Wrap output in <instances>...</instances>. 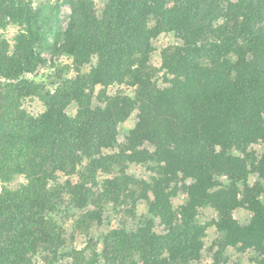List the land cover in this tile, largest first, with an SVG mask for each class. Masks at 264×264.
Segmentation results:
<instances>
[{
    "label": "trees",
    "instance_id": "1",
    "mask_svg": "<svg viewBox=\"0 0 264 264\" xmlns=\"http://www.w3.org/2000/svg\"><path fill=\"white\" fill-rule=\"evenodd\" d=\"M9 25L0 264H264V0H0Z\"/></svg>",
    "mask_w": 264,
    "mask_h": 264
},
{
    "label": "rangeland",
    "instance_id": "2",
    "mask_svg": "<svg viewBox=\"0 0 264 264\" xmlns=\"http://www.w3.org/2000/svg\"><path fill=\"white\" fill-rule=\"evenodd\" d=\"M102 1L103 0H97V2L99 3H102ZM69 14H70L69 6H64L61 12V25L63 28L67 24ZM17 30L18 29L16 26L9 25L7 29L0 30V37L4 35L7 38L11 39L13 35L17 32ZM175 42H176V39L172 32L162 34L158 37L157 42H156V51L154 55L156 64H158L160 52L164 48L174 45ZM43 55L46 57V64H44V66L42 67V74H41V77L43 78V80H51V81L60 80L61 78H65L66 76L72 73V63L68 57L62 56L60 54L53 55V54H48V53H44ZM28 108L32 112H35L36 110L41 109L37 101L30 103ZM132 123H133V118L131 117L123 125V129L126 130L130 128ZM211 216H212L211 212L206 211L202 217V220L205 222L209 221L211 219ZM110 218L112 219L113 224L116 225L118 221V214H116V212H112L110 214ZM56 220L57 222H61V220L63 221V217L58 216ZM69 231L74 235L81 236L79 234L78 229L76 228L74 229L69 228ZM216 237H217L216 232H214V229L211 226H209L207 229V237H206L208 245H210V243L214 241ZM244 259H245L244 264H255L253 261L247 259V257H245ZM208 262H209V255L207 252H205L203 254L202 259L199 262L193 263V264H208Z\"/></svg>",
    "mask_w": 264,
    "mask_h": 264
}]
</instances>
